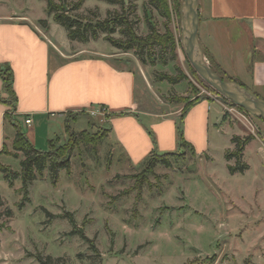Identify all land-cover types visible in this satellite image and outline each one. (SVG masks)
Wrapping results in <instances>:
<instances>
[{"label":"rangeland","instance_id":"rangeland-1","mask_svg":"<svg viewBox=\"0 0 264 264\" xmlns=\"http://www.w3.org/2000/svg\"><path fill=\"white\" fill-rule=\"evenodd\" d=\"M80 1L81 7L70 14L84 22L124 16L141 37L171 31L177 41L175 60L169 49L161 52L159 44L144 50L145 63L135 49L113 46L104 33L97 40L122 54L129 67L141 77L145 72L149 82L162 89L170 85L159 82V75H185L177 89L157 86L147 90L148 95L156 97L158 92L164 107L171 102L182 111L201 99L217 100L220 104L214 103L212 113L217 108L222 111L223 138L212 129L214 150L198 155L190 148H178L166 157L170 166L159 163L151 173L144 164L132 167L124 159L119 164L121 156L107 142L108 128L95 118L87 127L76 125L77 133L68 128L61 134L55 127L60 137L51 150L61 155H67L71 147L65 148L77 134L87 138L69 153L71 171L62 170L56 185L45 169L29 186L30 201L20 208L21 178L10 186L0 172V264H39L38 255L61 258L55 260L57 264H264V144L256 138L264 131V120L225 100L195 73L180 41L182 0H167L169 17L157 0H125V7L110 0H70V7ZM47 5L48 0H0V16L21 19L46 34L48 27L39 20L56 22ZM58 28V37L67 36L62 25ZM112 36L128 39L120 27ZM74 52L76 48L70 50ZM162 56L169 59L167 64ZM81 128L87 136H81ZM236 136L255 139L245 151L250 168L233 174L229 165L245 162L243 157L239 163L235 157L227 159L238 146L232 141ZM43 141L37 148L49 150V142ZM12 142L6 144L0 163L19 172L24 155ZM144 177L147 181L141 184ZM8 209L11 217L5 214ZM66 212L74 215L75 226L63 217Z\"/></svg>","mask_w":264,"mask_h":264},{"label":"crops","instance_id":"crops-1","mask_svg":"<svg viewBox=\"0 0 264 264\" xmlns=\"http://www.w3.org/2000/svg\"><path fill=\"white\" fill-rule=\"evenodd\" d=\"M199 15L203 49L264 99V0H199ZM58 30L56 22H50L44 34L21 19L0 16V65L8 63L14 72L15 115L36 147L60 137L55 127L66 134L80 123L87 127L92 118L108 128L107 142L121 156L118 163L124 159L132 167L145 166L154 150L161 154L178 149L181 120L184 137L198 155L216 147L212 129L223 138L222 111L212 113L217 100L201 99L185 113L169 101L164 107L158 92L156 97L148 95L147 90L160 88L158 83L152 85L145 72L142 78L122 54L98 40L75 47L67 33L58 37ZM72 48L76 52L70 53ZM159 82L170 85L161 90L182 84ZM3 84L0 76V91ZM103 105L105 116L92 113ZM9 108L0 101V151L16 137L15 127L5 117ZM26 118L32 123L26 124ZM263 133L256 138L264 144Z\"/></svg>","mask_w":264,"mask_h":264},{"label":"trees","instance_id":"trees-1","mask_svg":"<svg viewBox=\"0 0 264 264\" xmlns=\"http://www.w3.org/2000/svg\"><path fill=\"white\" fill-rule=\"evenodd\" d=\"M59 1L60 3L58 4L54 0H48L47 11L50 15L53 14L54 20L66 29L68 38L71 41H79V42L87 43L90 40H97L98 38H100V35L104 33L106 34L105 39L108 40L113 46L125 50L135 49L136 53L142 55L141 59L145 63H147V61L144 58V50L146 48L148 49L152 48L155 44L161 45V52H166L169 49L172 54V58H171L172 60H175L177 58V51H176L177 41L173 33L169 30L165 35H158V37L157 36L154 37L152 35H149L147 37H141L138 36L133 31L132 25L124 16L111 17L112 16L111 15L109 18L105 20H98L97 22H93V21L84 22L80 17L70 14V10L79 9L81 7L82 5L81 1L75 3L71 7L69 4L70 0H59ZM110 1L122 2L124 7L127 4L125 0H110ZM157 1L160 7L162 8L164 14H166L169 17L170 13L168 10L167 0H157ZM178 8H179V4H178ZM39 22L44 24L46 28L48 27V23L46 20H39ZM149 26L151 27L152 31H154V28L151 23L149 24ZM118 27H120L122 29V32L126 34V36H128L127 40L125 41L117 40L112 36V34L117 31ZM205 55L208 57L212 69L215 72H217L224 80H232L240 85L247 87L241 80L233 76H230L225 70H223L221 66L215 61L212 55H210L206 51H205ZM160 60L163 61L164 64H167L169 61V59H166L164 56H162V59ZM151 63L155 65L156 61L152 60ZM0 76L2 77L4 83L3 90L0 91V101L8 104V106L10 107L5 114V117L16 129L14 147L17 151H21L24 155V158L20 161L21 169L19 172L12 171L8 166H5L1 163H0V172L4 175L5 180L9 182L10 186H14V181L18 178H21L23 185L20 191L23 193V198L20 203V208H23L26 201H30L29 200L30 184L34 180H36L39 176L43 175L45 169L48 168L51 176V181L54 185L58 183L60 172L62 170H66L67 172L71 171V162L68 157L70 155L69 153H71V151L74 149V147L79 142V140L82 141L87 139L84 136L86 132L85 131L81 132V136H84L83 139L79 137L77 134V136H75L70 140V144L65 148V150H68L71 147L70 151L67 153L66 156H64L65 154L61 155L51 150L54 140H49V146H50L49 150L44 151L38 149L35 145H33L29 141L23 129L22 123L15 115L18 98L14 90V72L8 63L0 65ZM184 78H186L185 75H181V76L180 75L169 76L162 74L159 75L160 81L168 80L172 84L179 83ZM200 80H202L201 77ZM203 83L206 87L211 88V86H209L206 82L203 81ZM190 106L191 105H188L183 112L185 113ZM101 107L105 108L104 105ZM123 114H125V112L121 113L120 115ZM178 134H179V148L181 149L190 148L195 152L194 146L191 143H189L184 137V128H183L182 120L178 125ZM251 139L252 137H249L244 140H242L237 136L233 137L232 141L237 142L238 146L233 153L227 155V159L229 160L232 157H235L236 161L239 163L244 155L245 147L250 142ZM5 149L6 147L4 146V148L0 151V155L5 153ZM169 155L172 154L170 152L160 154L159 152H157V150L156 151L154 150V152L148 157V159L145 162L144 167L146 169V172L152 173L155 167L159 163L164 166H170L171 164L169 160L166 158ZM247 169H249V164H247L246 162L239 163L238 165L235 166L229 165V170L233 174L237 172L244 173ZM146 179L147 178L145 177L141 178L139 182L142 184L143 182L147 181ZM12 213H13L12 210L8 209L6 210L5 214L6 216L11 217ZM48 215L51 216V214L49 213ZM1 216L2 214L0 213V217ZM63 217L69 218L72 224L74 226L76 225L75 218L72 213L66 212ZM78 232L81 234V230H78ZM72 233L74 234L75 231L71 232V234ZM82 237L88 242H91L92 247L96 249L91 239L87 238V236L85 235H82ZM60 259L61 258L54 259L52 256H47L45 258L42 255L37 256V260L39 264H57L55 263V260L59 261Z\"/></svg>","mask_w":264,"mask_h":264},{"label":"water","instance_id":"water-1","mask_svg":"<svg viewBox=\"0 0 264 264\" xmlns=\"http://www.w3.org/2000/svg\"><path fill=\"white\" fill-rule=\"evenodd\" d=\"M199 24V0H182L180 41L190 64L198 75L225 100L264 120L262 98L235 81L224 80L212 69L199 40Z\"/></svg>","mask_w":264,"mask_h":264},{"label":"built area","instance_id":"built-area-1","mask_svg":"<svg viewBox=\"0 0 264 264\" xmlns=\"http://www.w3.org/2000/svg\"><path fill=\"white\" fill-rule=\"evenodd\" d=\"M106 112H107L106 108H101V109L98 110V112H92V113L96 114V115L101 114V115L105 116ZM25 122H26V124H31L32 123V119L31 118H26Z\"/></svg>","mask_w":264,"mask_h":264}]
</instances>
